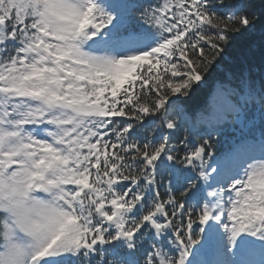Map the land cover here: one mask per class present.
<instances>
[{
  "label": "snow or ice",
  "instance_id": "6c2138e0",
  "mask_svg": "<svg viewBox=\"0 0 264 264\" xmlns=\"http://www.w3.org/2000/svg\"><path fill=\"white\" fill-rule=\"evenodd\" d=\"M0 264H264V0H0Z\"/></svg>",
  "mask_w": 264,
  "mask_h": 264
},
{
  "label": "trees",
  "instance_id": "16d2710c",
  "mask_svg": "<svg viewBox=\"0 0 264 264\" xmlns=\"http://www.w3.org/2000/svg\"><path fill=\"white\" fill-rule=\"evenodd\" d=\"M249 39H251V38H240L234 43L233 49L230 53V56L228 58H226V60L224 62H222V66H221L222 71L229 70L233 66L234 63H238L241 60V58L246 53V49H247ZM257 39H258V37H257ZM201 100H202V96L198 95L197 97H195L190 102V104L196 105Z\"/></svg>",
  "mask_w": 264,
  "mask_h": 264
}]
</instances>
